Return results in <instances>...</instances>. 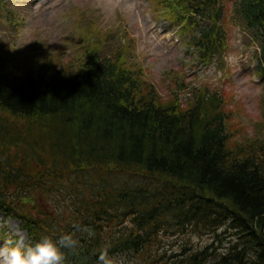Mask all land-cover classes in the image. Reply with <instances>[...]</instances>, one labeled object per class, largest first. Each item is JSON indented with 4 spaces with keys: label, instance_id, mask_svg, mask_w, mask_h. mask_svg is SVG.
<instances>
[{
    "label": "trees",
    "instance_id": "obj_1",
    "mask_svg": "<svg viewBox=\"0 0 264 264\" xmlns=\"http://www.w3.org/2000/svg\"><path fill=\"white\" fill-rule=\"evenodd\" d=\"M158 1L191 32L199 61L225 55L223 0ZM233 11L259 43L264 76V0H233ZM77 58L60 68L28 61L20 72L0 61V212L19 219L32 245L71 233L77 246L62 250L64 264L102 251L139 264H264V106L248 135L218 92L180 107L122 55L94 44ZM59 193L74 211L62 229L49 208L29 211ZM222 225L228 246L190 242ZM171 236L182 238L180 251L158 255Z\"/></svg>",
    "mask_w": 264,
    "mask_h": 264
},
{
    "label": "rangeland",
    "instance_id": "obj_2",
    "mask_svg": "<svg viewBox=\"0 0 264 264\" xmlns=\"http://www.w3.org/2000/svg\"><path fill=\"white\" fill-rule=\"evenodd\" d=\"M223 1L227 51L218 60L203 63L188 47L191 32L170 23L158 0H4L0 3V61L10 64L12 72L25 70L28 61L60 68L78 61L84 46L96 44L103 53L122 55L127 65L152 83L159 98H173L176 93L180 107L201 90L218 92L223 108L232 114L231 123L251 135L264 106V76L257 73L259 43L233 11V0ZM65 199L60 193L48 201L44 196V202L40 200L29 211L38 216V206L49 208L55 223L65 224L74 212L65 206ZM223 226L228 227L217 226L207 237H192L190 242L196 247L218 246V238H224L222 245L228 246L231 237H223ZM30 239L18 220L0 213V242L12 240L27 247ZM181 240L178 236L161 240L158 255L180 251ZM107 258L110 264H139L126 255ZM88 264H98V258L91 257Z\"/></svg>",
    "mask_w": 264,
    "mask_h": 264
},
{
    "label": "clouds",
    "instance_id": "obj_3",
    "mask_svg": "<svg viewBox=\"0 0 264 264\" xmlns=\"http://www.w3.org/2000/svg\"><path fill=\"white\" fill-rule=\"evenodd\" d=\"M77 241L71 233L63 234L58 239L44 236L34 245L22 247L12 240L0 242V264H64L63 249H75ZM98 264H110L107 252L102 251Z\"/></svg>",
    "mask_w": 264,
    "mask_h": 264
},
{
    "label": "water",
    "instance_id": "obj_4",
    "mask_svg": "<svg viewBox=\"0 0 264 264\" xmlns=\"http://www.w3.org/2000/svg\"><path fill=\"white\" fill-rule=\"evenodd\" d=\"M20 203H27L29 205H33L34 204V199L32 197H28V198H21L19 200Z\"/></svg>",
    "mask_w": 264,
    "mask_h": 264
}]
</instances>
